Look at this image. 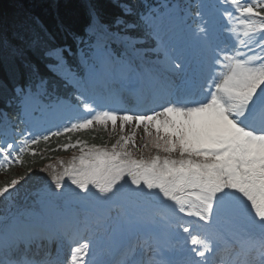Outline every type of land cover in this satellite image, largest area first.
<instances>
[{"label":"snow or ice","instance_id":"obj_1","mask_svg":"<svg viewBox=\"0 0 264 264\" xmlns=\"http://www.w3.org/2000/svg\"><path fill=\"white\" fill-rule=\"evenodd\" d=\"M81 8L56 31L29 16L0 33L5 108L24 115L14 129L0 110V174L27 168L0 198L35 157L78 151L0 215V264H264V0ZM98 127L115 142L76 135Z\"/></svg>","mask_w":264,"mask_h":264},{"label":"trees","instance_id":"obj_2","mask_svg":"<svg viewBox=\"0 0 264 264\" xmlns=\"http://www.w3.org/2000/svg\"><path fill=\"white\" fill-rule=\"evenodd\" d=\"M33 3L35 4L34 7L36 10L30 8ZM29 16H38L46 26L53 31H56L57 26L60 23L65 25L74 24L82 19L81 0H0V33H7L10 35L13 26ZM0 81L8 82V87L9 89L11 88L12 85L8 78L7 71L2 66H0ZM8 94L9 92L0 90V110L6 111L10 119L17 120L18 106L14 105L5 108L4 97ZM58 142H65L64 138L62 137L60 141L53 140L52 146L55 147ZM44 147L45 145H40V148ZM69 151L70 150H61L46 153L45 155H50V160H52L60 155L68 153ZM25 159L31 161L33 158L26 156ZM35 160V164H29L33 169L31 173L38 171V169L42 168L48 161H50L49 159H41L39 156L35 157ZM23 168L24 172L27 171L26 167ZM8 174V180L16 175L13 171H10ZM7 181H0V183ZM20 195V192L19 194L13 195L11 201L0 198V215L4 211H7L12 204L17 203Z\"/></svg>","mask_w":264,"mask_h":264},{"label":"rangeland","instance_id":"obj_3","mask_svg":"<svg viewBox=\"0 0 264 264\" xmlns=\"http://www.w3.org/2000/svg\"><path fill=\"white\" fill-rule=\"evenodd\" d=\"M100 128V127H98ZM97 128V129H98ZM101 130H103L102 134L105 133L106 135V141L108 140V144L110 145L111 143H114L115 140L117 139V133L119 132V129H117V133H111V131H105L103 128H101ZM143 130V129H142ZM144 136V133L142 131H140L139 133V137H138V143H142V140L140 139V137H143ZM106 143V142H105ZM100 144H103V143H100ZM74 154H78V151L76 153H73V154H70L69 156H66L64 158H62L63 160L67 161V160H70V158L74 155ZM53 164H57L58 163V160H55L52 162Z\"/></svg>","mask_w":264,"mask_h":264},{"label":"bare ground","instance_id":"obj_4","mask_svg":"<svg viewBox=\"0 0 264 264\" xmlns=\"http://www.w3.org/2000/svg\"><path fill=\"white\" fill-rule=\"evenodd\" d=\"M34 6H35V4L33 3V4H31L30 8H33L34 10H36V8H35ZM135 107H136V104H133V108H132V109H134ZM141 129H142V127H141ZM141 129L139 130V132L141 131ZM51 251H52L53 255L56 254V249H55V250H52V249H51ZM64 256H65V255H64ZM65 257H66V256H65Z\"/></svg>","mask_w":264,"mask_h":264}]
</instances>
